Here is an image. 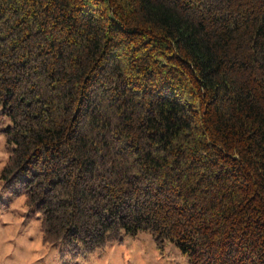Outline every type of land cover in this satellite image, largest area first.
<instances>
[{
    "label": "trees",
    "instance_id": "1",
    "mask_svg": "<svg viewBox=\"0 0 264 264\" xmlns=\"http://www.w3.org/2000/svg\"><path fill=\"white\" fill-rule=\"evenodd\" d=\"M0 115L41 242L264 264V0H0Z\"/></svg>",
    "mask_w": 264,
    "mask_h": 264
},
{
    "label": "rangeland",
    "instance_id": "2",
    "mask_svg": "<svg viewBox=\"0 0 264 264\" xmlns=\"http://www.w3.org/2000/svg\"><path fill=\"white\" fill-rule=\"evenodd\" d=\"M8 122L7 116L0 115V165L6 155L1 129ZM36 243L42 246L38 250L31 247ZM0 255H3L0 264H189L174 243L167 241L162 249L156 247L147 229L76 255L60 245L43 243L37 213L26 207L23 195L10 196L1 182ZM32 256L39 258L32 260Z\"/></svg>",
    "mask_w": 264,
    "mask_h": 264
},
{
    "label": "clouds",
    "instance_id": "3",
    "mask_svg": "<svg viewBox=\"0 0 264 264\" xmlns=\"http://www.w3.org/2000/svg\"><path fill=\"white\" fill-rule=\"evenodd\" d=\"M0 166H2V165H0ZM22 211H26V209H21ZM32 248H34V249H40L42 246L39 244V243H36V244H34V245H32L31 246ZM4 254H7L6 252L4 253ZM39 257L38 256H32L31 257V259L32 260H36V259H38ZM3 260V255H0V261H2Z\"/></svg>",
    "mask_w": 264,
    "mask_h": 264
}]
</instances>
